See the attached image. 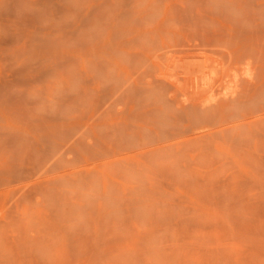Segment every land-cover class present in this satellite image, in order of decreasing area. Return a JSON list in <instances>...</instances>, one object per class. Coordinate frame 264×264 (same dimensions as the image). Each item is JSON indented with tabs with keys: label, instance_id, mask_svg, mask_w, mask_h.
Masks as SVG:
<instances>
[{
	"label": "rangeland",
	"instance_id": "1",
	"mask_svg": "<svg viewBox=\"0 0 264 264\" xmlns=\"http://www.w3.org/2000/svg\"><path fill=\"white\" fill-rule=\"evenodd\" d=\"M0 264H264V0H0Z\"/></svg>",
	"mask_w": 264,
	"mask_h": 264
},
{
	"label": "bare ground",
	"instance_id": "2",
	"mask_svg": "<svg viewBox=\"0 0 264 264\" xmlns=\"http://www.w3.org/2000/svg\"><path fill=\"white\" fill-rule=\"evenodd\" d=\"M225 81H227V80H221V81L218 83V86H223L224 83H225Z\"/></svg>",
	"mask_w": 264,
	"mask_h": 264
}]
</instances>
